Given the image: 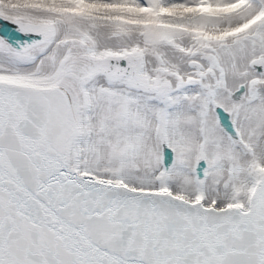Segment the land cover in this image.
Segmentation results:
<instances>
[{
	"label": "snow or ice",
	"instance_id": "obj_1",
	"mask_svg": "<svg viewBox=\"0 0 264 264\" xmlns=\"http://www.w3.org/2000/svg\"><path fill=\"white\" fill-rule=\"evenodd\" d=\"M0 264H264V0H0Z\"/></svg>",
	"mask_w": 264,
	"mask_h": 264
}]
</instances>
